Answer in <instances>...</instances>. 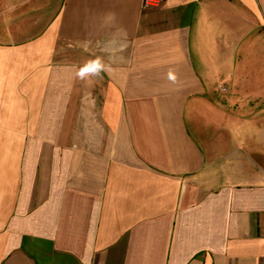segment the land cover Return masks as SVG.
<instances>
[{"label": "crops", "instance_id": "1", "mask_svg": "<svg viewBox=\"0 0 264 264\" xmlns=\"http://www.w3.org/2000/svg\"><path fill=\"white\" fill-rule=\"evenodd\" d=\"M0 264H264V0H0Z\"/></svg>", "mask_w": 264, "mask_h": 264}, {"label": "clouds", "instance_id": "2", "mask_svg": "<svg viewBox=\"0 0 264 264\" xmlns=\"http://www.w3.org/2000/svg\"><path fill=\"white\" fill-rule=\"evenodd\" d=\"M167 7V6H166ZM110 21L114 24L115 23V16L114 14H109ZM119 32L123 33V29H118ZM124 45H120L122 48ZM111 58V57H110ZM111 71V65L107 64L105 60L100 57L96 56L95 58L86 60L81 66L75 69V76L80 81H86L90 78H99L101 77L102 73H108ZM169 78L173 79L171 73L169 74Z\"/></svg>", "mask_w": 264, "mask_h": 264}, {"label": "built area", "instance_id": "3", "mask_svg": "<svg viewBox=\"0 0 264 264\" xmlns=\"http://www.w3.org/2000/svg\"><path fill=\"white\" fill-rule=\"evenodd\" d=\"M163 0H144V5L146 7H158Z\"/></svg>", "mask_w": 264, "mask_h": 264}]
</instances>
